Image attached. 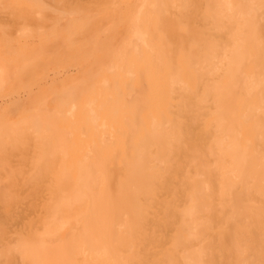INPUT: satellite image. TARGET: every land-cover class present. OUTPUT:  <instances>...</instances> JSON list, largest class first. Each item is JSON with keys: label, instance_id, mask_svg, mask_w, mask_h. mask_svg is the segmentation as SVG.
<instances>
[{"label": "rangeland", "instance_id": "obj_1", "mask_svg": "<svg viewBox=\"0 0 264 264\" xmlns=\"http://www.w3.org/2000/svg\"><path fill=\"white\" fill-rule=\"evenodd\" d=\"M111 86L187 126L176 169L156 156L155 200L104 224L76 212L40 138L88 147L86 103L102 123ZM263 200L264 0H0V264H264Z\"/></svg>", "mask_w": 264, "mask_h": 264}, {"label": "bare ground", "instance_id": "obj_2", "mask_svg": "<svg viewBox=\"0 0 264 264\" xmlns=\"http://www.w3.org/2000/svg\"><path fill=\"white\" fill-rule=\"evenodd\" d=\"M129 33V45H133L132 38L137 43H145V34L137 28H131ZM113 65L115 63L110 65L112 71L115 68ZM112 71L109 70L111 72L109 75L116 76L112 75ZM183 81L181 77L178 79V82ZM111 85H114L113 82ZM104 92L107 93L104 111L106 118L110 116L109 121L106 118L103 121L106 122L105 124L96 123L95 112L90 109L93 102L90 100L86 103V108H89V118L84 121V125L88 132L94 131L88 147L81 144L78 149V140L70 139V142H66L62 134L58 137L59 144L56 146V151L51 146L44 147L45 141L41 138L40 143L41 147L49 149L47 154L52 156L53 164L57 165L53 167L57 181L66 188L75 189L79 196L86 199L85 208L81 210L77 205L76 212L82 211V215L87 218L99 212L100 215L102 214L104 224H107L110 218L118 219L123 215H130L132 222L141 216V201L155 200L152 190L157 185L158 177L151 173V169L155 166L156 156L164 154L167 156V161L173 162V168L178 167L179 163L175 162L178 155L172 154L173 150L167 148V144L171 138L180 136L181 128L186 127L187 124L177 123L173 119L158 121L155 117L158 105L147 100L145 93L140 98L136 95L126 103H118L119 98L114 86ZM94 94L91 93L93 96ZM77 107L75 102L68 104L61 123L71 128V119L75 116ZM33 127L38 129L35 123ZM46 130L47 128H44L42 133ZM65 145L72 152L78 151L77 155L66 153L63 149ZM60 152L63 154L62 157L58 154ZM248 164L252 165V161H245L244 167ZM50 171L52 172L51 168ZM211 176L213 179V172ZM115 180L117 184H114ZM171 186L173 188L166 191L169 193L171 190L176 194L181 188H185L186 184L177 181ZM198 187L200 185L196 184L195 189ZM234 221L240 222L241 219L236 216ZM223 238L227 243L229 235L226 234ZM228 249L232 250L233 247L228 246Z\"/></svg>", "mask_w": 264, "mask_h": 264}]
</instances>
